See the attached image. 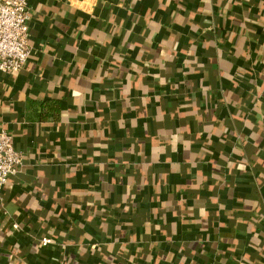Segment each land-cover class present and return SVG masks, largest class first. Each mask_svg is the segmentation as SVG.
<instances>
[{
	"label": "crops",
	"instance_id": "1",
	"mask_svg": "<svg viewBox=\"0 0 264 264\" xmlns=\"http://www.w3.org/2000/svg\"><path fill=\"white\" fill-rule=\"evenodd\" d=\"M28 5L1 264H264V0Z\"/></svg>",
	"mask_w": 264,
	"mask_h": 264
},
{
	"label": "built area",
	"instance_id": "2",
	"mask_svg": "<svg viewBox=\"0 0 264 264\" xmlns=\"http://www.w3.org/2000/svg\"><path fill=\"white\" fill-rule=\"evenodd\" d=\"M30 19L28 0H0V73H20L28 63L32 55L28 33ZM23 163V154L15 148L13 135L1 131L0 197Z\"/></svg>",
	"mask_w": 264,
	"mask_h": 264
}]
</instances>
